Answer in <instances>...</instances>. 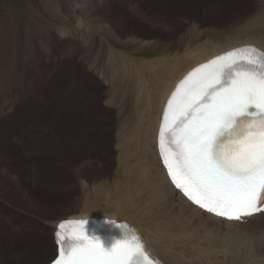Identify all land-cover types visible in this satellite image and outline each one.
I'll use <instances>...</instances> for the list:
<instances>
[{
    "label": "bare ground",
    "instance_id": "6f19581e",
    "mask_svg": "<svg viewBox=\"0 0 264 264\" xmlns=\"http://www.w3.org/2000/svg\"><path fill=\"white\" fill-rule=\"evenodd\" d=\"M58 3L60 7L55 2L54 8H45L50 16H54L55 18L60 17L62 18L61 20L67 18L65 23L57 28L59 29L62 27V29L58 30L57 34L59 39H63L62 41L64 44H62V46H64L67 51H72L73 49L77 50L79 47V39L77 38L74 41V36L78 35L82 29L88 31L92 37V43L96 52V55L91 59L89 67L97 69L89 71H93L94 73L98 72L103 77L107 89L104 98L105 108L108 106L112 108V113L110 112L107 121L104 123L105 125L102 124L99 118L101 110L104 108L101 107L102 104H100L99 101L93 103V101L98 99L96 92L88 87L82 89V85L77 79L81 87L78 94V96H81V99L78 105L84 106L82 108L84 114L89 111L91 116H89V122L86 123L84 127L83 136L66 137L63 144H69L70 141H74L77 138L79 140L78 143L76 142L77 147L81 146L82 149L88 146L87 143L94 146V149H99V152L106 151L110 149V147L115 148L117 154L115 157L119 159L117 162L119 166H116L113 173L114 175L112 176L114 182H116L119 196L113 205L108 207L107 205L109 203H107L104 198L100 199L98 196H93L89 193L92 195L90 196L87 193L88 189L85 187L87 190L85 189L84 191L83 210L74 207L73 213L77 216L70 215L66 217L61 215V213L69 212L64 204L54 202L53 206H49L46 201L44 203L41 202L42 205L50 208L51 217H53L54 222H33L24 218L21 222L26 233L20 232L18 239L3 238L0 233V248H2L3 252L7 253L11 251L10 248L14 246L16 247L15 251L19 249L24 259H28L29 262L33 264H47L56 254L53 226L58 220L85 218L88 216H78L102 211L104 214L112 213L113 215H110L112 217L125 220L131 219L138 223L145 231L151 248L160 256L165 264H201L203 261L209 262L210 251L225 244L227 245L226 239L233 242L232 245L235 246V250L232 252L235 256L232 258L238 259L239 263L242 260V264L243 262H256L257 258L252 255L244 256V258L240 255L241 248H245V243L242 240L240 244H237L235 241L226 238L225 226L238 227L237 225H239L240 222H229L202 211L195 205L186 201L182 195L173 188L158 157L157 132L164 103L181 77L190 68L224 51L237 48L242 44H256L264 49L263 36L258 33L260 31L264 33V23L250 19L253 20V22L255 21V29L252 28L254 34H248L241 39L224 38L223 34L229 27L228 25L221 26L218 30L213 28L193 30L194 26H189L186 28L188 32H182L183 35H176L178 37L174 36L173 39L165 41V44L162 45H151V43L144 44L138 41L139 39H133L134 36L130 38L128 36L130 32L122 27V29L120 28L122 23L127 22L130 16L128 13L127 15L121 13L116 15L113 14L115 12H112V5L108 0H60ZM123 3H125L128 8L125 7L124 10L127 9L129 13L133 15L132 17L148 23L153 28L160 29L161 22L153 21V19H156L158 16H148V12L145 13L141 10L142 7L140 9L136 8L134 6L136 4L132 5L131 2L129 4H127L128 2ZM60 8L63 11H60ZM209 9H206V11ZM63 12L65 15H63ZM69 16H72L74 19L78 18L72 24L73 27L69 23ZM181 25V23L176 24V22H174L168 25L166 30L171 31ZM245 25L247 26L249 24L247 23ZM251 26H253V24H251ZM67 29H69L71 35L65 34ZM204 32V36H207V38L211 39L214 43L209 46L197 48L196 50H190L201 44V36ZM31 39L33 40L32 37ZM37 40L36 42H38L39 49L42 50L41 55L44 54L45 56L46 52L50 53L46 51ZM29 45L30 47L33 46L32 44ZM22 48H25L24 45ZM28 48L27 50L29 51ZM33 49L34 48H32V50ZM39 49L37 47V50ZM27 50L22 51V53L26 54ZM55 52H57L56 54H63L62 48ZM50 55L54 54L50 53ZM64 58L71 60L73 65L76 64L72 53H66ZM113 58H116L117 62L105 68ZM38 59L40 60L41 57H38ZM44 59L47 61L46 58ZM34 66L35 68L37 67L36 65H33V67ZM136 67L139 71H142L140 75H138V73H135V75L133 74ZM20 73L30 86V82L28 81H31L33 78H29L27 68L25 69V67L22 66ZM87 75L88 78H91L88 73ZM74 103L73 101L72 104ZM86 103L89 104L85 106ZM111 116L112 124H110ZM84 121L86 120L84 119ZM55 122L53 123L52 121L50 123L51 125H48L51 127L50 133L57 130V124H55ZM35 127L44 130L47 125L39 126L36 123ZM67 129L71 130L72 126H68ZM59 130H57V133H59ZM46 133L49 132L46 131ZM52 138H49V141H52ZM109 138L112 139V146L106 141ZM61 145H58L56 149ZM0 146L11 152H21L23 157L20 155L21 157L19 158H24L25 160L28 159V155L31 153V151L24 146V142L11 139L7 123L1 116ZM74 147L75 146H72V148ZM54 150L55 149H52L50 153L46 154L47 158H42L43 161L41 163L42 165H46L45 169L47 171H50L52 169L51 167H53V164L50 165L51 167L48 164L47 159L50 156L52 157L49 158V161H55V164L57 162L60 168H65L64 162L68 161V169L71 171H75V169H77V171H87V163L90 161L88 155L84 158H76L72 154H65L63 152L55 154ZM81 159L84 160L83 163L80 162ZM6 174L5 171V175ZM3 176L4 175L0 172V227L2 222L7 221L19 230L18 223L14 222V218L4 210V207H16L21 211L35 208L37 199L33 195L32 188H41L34 179H29L27 183L23 182L20 191L26 196L31 197L32 200L23 203L18 196L21 195L17 189V185L20 184V182L19 180L18 182L15 181L18 178H14L12 175L13 180L10 182L1 180ZM8 176L9 175H7V177ZM68 183L72 182L70 181ZM95 187L96 186H94V188ZM103 189H105V187L101 186L100 190ZM109 198L107 196V199ZM103 199L107 205L102 202ZM32 229L35 230L34 235H31L32 238L37 235L36 239L40 240V246H47L46 248L37 247V240L33 247L30 248L26 238L29 236L28 233L31 232ZM37 230H40L38 234L36 233ZM47 230L51 232L52 246H49L46 233ZM238 230L243 234L242 230ZM218 237H223L225 239H219ZM4 240L7 241V247L1 245ZM248 249L249 248H246L245 250ZM226 250L229 251V249ZM238 255L241 257V260Z\"/></svg>",
    "mask_w": 264,
    "mask_h": 264
},
{
    "label": "rangeland",
    "instance_id": "374dc122",
    "mask_svg": "<svg viewBox=\"0 0 264 264\" xmlns=\"http://www.w3.org/2000/svg\"><path fill=\"white\" fill-rule=\"evenodd\" d=\"M54 1L60 7L58 3L60 0ZM54 1L0 0V116L7 123L11 139L24 142V146L31 151L28 155V159L25 160L24 158H19L22 156L21 152H11L0 146V156L2 155V159L0 158V170H2L0 172L4 175L1 180L11 182L13 176L14 178H18L15 181L18 182L19 180L20 182V184L17 185V189L21 194L18 196L23 203L32 201L31 197L26 196L20 191L23 182L27 183L29 179H34L41 188H32L33 195L37 199L35 208L21 211L16 207H4V210L12 215L14 222L18 223L19 230L9 222L4 221L1 223L0 227V233L3 238L18 239L20 232L26 233L21 222L24 218L33 222H54L53 217H51L50 208L42 205L41 202L44 203L46 201L49 206H53L54 202L64 204L69 212L61 213V215L66 217L70 215L77 216L73 213L74 207L83 210L84 191L86 188L88 189H86L88 194L90 193L93 196L96 195L100 199L104 198L109 204L107 205L104 199L102 202L108 207H111L119 196L116 182H114L112 176L114 175L113 173L116 166H119V163H117L119 159L115 157L117 156L115 148L110 147V149L106 151L99 152V149H94V146L87 143L88 146L82 149L81 146L77 147L76 142H79L77 138L74 141H70L69 144H63L66 137L83 136L84 127L86 123L89 122V116H91L89 111L84 114L82 111L84 106L78 105L81 99V96H78L80 92L79 89L81 88L78 80L82 85V89L88 87L96 92L98 99L93 101V103L99 101L100 104H102L101 107L104 108L101 110L99 118L102 124L107 121L110 112L112 113V108L111 106L105 108L104 98L107 89L103 77L98 72L97 74L93 71H89L93 69L97 70L89 67L92 57L96 55L92 37L86 29H82L78 35L74 36V41L77 38L79 39L78 49L67 51L66 48L62 46V44H64L62 41L63 39H59L57 35L58 30L62 29V27L59 29L57 28L62 26L67 18L61 20L62 18L60 17L55 18L54 16H50L45 8H54ZM108 2L112 5V12H115L113 14L116 15L121 13L127 15L128 13L130 18L133 19L131 20L128 17L127 22H123V26L121 25L120 28L122 27L126 31H129L130 35L128 36L130 38L134 36L133 39H139L138 41L144 44L151 43V45L165 44V41L173 39L174 36L178 37L180 34L183 35L182 32H188L186 28L189 26H194L193 30H205L206 28L218 30L221 26L228 25L229 27L223 34L224 38L241 39L248 34H254L252 30L255 29V21L253 22V20L264 23V0H130L132 5L136 4L134 5L136 8L140 9L142 7L141 10L143 12H148V16H158L156 19H153V21L161 22L160 29L153 28L148 23L132 17L133 15L129 13L127 10L128 8L125 3H123L128 2L127 4H129V0H108ZM125 7L127 8L126 10H124ZM206 9L209 10L206 11ZM60 11L63 10L60 8ZM63 15H65L64 12ZM76 19L78 18L74 19L72 16H69L68 20L71 26ZM174 22H176V24L181 23L182 25L171 31L166 30V27ZM247 23L250 26L253 24V26H246L245 24ZM258 33H260L264 39V33L262 31ZM65 34L71 35L69 29L65 31ZM204 34L205 32L201 36V44L190 50H196L197 48L209 46L214 43L211 39L207 38V36H204ZM36 40L42 44L46 51L54 55H50V53L47 52L45 53L46 57L44 54L41 55L42 50L39 49L40 47ZM29 44L34 46H31L34 48L33 50ZM23 45L26 49L22 48ZM37 47L39 50H37ZM61 48L63 54H56L57 52L55 51H59ZM26 50L27 53L23 54L22 51ZM68 52L73 54L76 64L73 65L71 60L64 58V55ZM38 57H41V59L39 60ZM44 58H46L47 61H45ZM116 62L117 59L113 58L105 68L114 65ZM33 65L37 67L35 68ZM22 66H24L25 69L27 68L29 78H33V81H28L30 82V86L21 76L20 72ZM87 73L91 78H88ZM135 73L140 75L142 71H139L136 67L133 74L135 75ZM73 101L75 102L74 104H72ZM88 104L89 103H86L85 106ZM84 119L86 121H84ZM52 121L53 123L56 121L57 130L60 129L59 133H57V130L50 133L51 127L48 125H51L50 123ZM36 123L39 126L47 125V127H45L44 130L39 129V127L36 128ZM110 124H112V116L110 117ZM70 125L72 129L68 130L67 127ZM46 131L49 133H46ZM49 138H52V141H49ZM106 141L112 146L111 138ZM58 145L61 146L56 149ZM72 146L75 147L72 148ZM52 149H55V154L63 152L65 154H72L76 158H84L88 155L90 161L87 163V171L82 170V172L79 170L77 171V169L71 171L68 169V161L64 162L65 168L61 167L64 169L63 171V169L58 167L59 165H57V162L55 164V161H49V158L52 156H48L49 158L47 160L49 166L53 164V167L50 166L52 169L47 171L45 169L46 165H42L41 162L43 161L42 158H47L46 154L50 153ZM80 162L83 163L84 160L81 159ZM5 171L7 173L6 175ZM7 175L9 176L7 177ZM70 181L72 183H68ZM94 186L98 189L96 187L95 189ZM101 186H104L105 189L100 190ZM107 196L110 198L107 199ZM110 215L113 214H104L102 211H98L97 213L79 215L78 217ZM239 225H237L238 227L225 226L226 238L235 241L237 244H240L241 240L245 243V248L243 247L240 250L242 258L247 255H252L257 258L256 262H243V264H264V218L262 217L261 219L253 221L248 220L239 223ZM238 229L242 230L243 234H241ZM39 231L40 230H37L36 233L38 234ZM34 233L35 230L32 229V231L28 233L29 236L26 238L30 248L33 247L37 240V235H35L34 238L31 236L34 235ZM46 233L49 246H52L51 232L47 230ZM218 238L225 239L223 237ZM226 241L227 245L225 244L210 251L209 262L203 261L201 264H242L239 255L241 260L240 263L238 259L232 258L235 256L232 254L235 250V246L232 245L233 242L227 239ZM39 242L40 240H37V247H47L40 246ZM1 245L7 247V241H2ZM246 248L249 249L245 250ZM10 249L11 251L4 253L2 248H0V264H33L29 262L28 259H24L19 249L15 251L16 247L12 246ZM226 249H229V251Z\"/></svg>",
    "mask_w": 264,
    "mask_h": 264
},
{
    "label": "snow or ice",
    "instance_id": "6c2138e0",
    "mask_svg": "<svg viewBox=\"0 0 264 264\" xmlns=\"http://www.w3.org/2000/svg\"><path fill=\"white\" fill-rule=\"evenodd\" d=\"M158 147L172 184L200 209L237 222L264 214V50L237 47L188 72L167 100ZM87 223L54 224L49 264H160L134 226L116 225L106 244Z\"/></svg>",
    "mask_w": 264,
    "mask_h": 264
}]
</instances>
